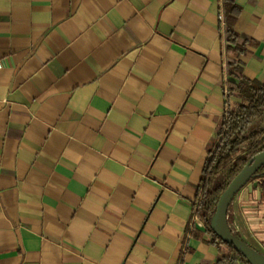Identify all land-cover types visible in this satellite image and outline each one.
<instances>
[{"label": "crops", "instance_id": "obj_1", "mask_svg": "<svg viewBox=\"0 0 264 264\" xmlns=\"http://www.w3.org/2000/svg\"><path fill=\"white\" fill-rule=\"evenodd\" d=\"M235 2L262 82L264 0ZM221 18L219 0H0V264L220 259L194 202L235 103ZM260 178L226 226L264 254Z\"/></svg>", "mask_w": 264, "mask_h": 264}, {"label": "trees", "instance_id": "obj_2", "mask_svg": "<svg viewBox=\"0 0 264 264\" xmlns=\"http://www.w3.org/2000/svg\"><path fill=\"white\" fill-rule=\"evenodd\" d=\"M221 39L225 43L228 97L235 103L225 114L217 129V142L206 160L199 195L194 202V215L200 220L205 231L212 237L211 246L220 259L215 264H251L235 248L219 239L210 229L219 196L247 162L264 150V124L248 132L255 121L264 117V80H251L242 75L240 57L246 53V46L254 43L249 37L234 30L241 7L235 0H219ZM244 145L248 146L242 153ZM256 177H264V167Z\"/></svg>", "mask_w": 264, "mask_h": 264}, {"label": "water", "instance_id": "obj_3", "mask_svg": "<svg viewBox=\"0 0 264 264\" xmlns=\"http://www.w3.org/2000/svg\"><path fill=\"white\" fill-rule=\"evenodd\" d=\"M264 167V150L253 156L241 171L231 180L227 188L219 196L215 212L210 221V229L222 241L232 245L251 264H264V254L249 246L246 242L232 234L227 226V212L235 195L250 181L256 178ZM259 182L254 181L257 186Z\"/></svg>", "mask_w": 264, "mask_h": 264}, {"label": "rangeland", "instance_id": "obj_4", "mask_svg": "<svg viewBox=\"0 0 264 264\" xmlns=\"http://www.w3.org/2000/svg\"><path fill=\"white\" fill-rule=\"evenodd\" d=\"M263 124H264V117H262L261 119L255 121L254 124L251 125V127L248 129V132H253V131L261 128L263 126ZM246 147H247V145H244V147L242 148V151H241L242 153L244 151V148H246ZM254 181L259 182V184L262 182V180H261L260 177H258V179L257 180H254Z\"/></svg>", "mask_w": 264, "mask_h": 264}, {"label": "built area", "instance_id": "obj_5", "mask_svg": "<svg viewBox=\"0 0 264 264\" xmlns=\"http://www.w3.org/2000/svg\"><path fill=\"white\" fill-rule=\"evenodd\" d=\"M196 220L198 221V219L196 218ZM201 223V222H200Z\"/></svg>", "mask_w": 264, "mask_h": 264}]
</instances>
